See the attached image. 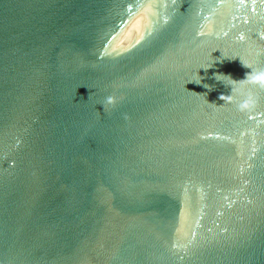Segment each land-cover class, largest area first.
I'll list each match as a JSON object with an SVG mask.
<instances>
[{"label":"water","instance_id":"1","mask_svg":"<svg viewBox=\"0 0 264 264\" xmlns=\"http://www.w3.org/2000/svg\"><path fill=\"white\" fill-rule=\"evenodd\" d=\"M241 61L264 0H0V264H264Z\"/></svg>","mask_w":264,"mask_h":264},{"label":"clouds","instance_id":"2","mask_svg":"<svg viewBox=\"0 0 264 264\" xmlns=\"http://www.w3.org/2000/svg\"><path fill=\"white\" fill-rule=\"evenodd\" d=\"M241 63L243 64L244 67L250 69L249 72H251V76H249V72H247L245 74V78L243 79H240V80H244V79H251V80H254V81H258L260 82L261 84H264V69H251L248 65L244 64L242 61ZM223 77H227L229 80L233 81V82H236L238 80H234L232 79L231 75H225L223 73H216L215 74V78L219 81H223ZM197 83V82H196ZM205 86V85H204ZM232 86V85H231ZM210 86L208 85L206 88H209ZM231 90H234L233 89V86L231 87ZM224 96H221L220 99L223 100ZM209 103V102H208ZM244 105L241 104L240 107H243Z\"/></svg>","mask_w":264,"mask_h":264}]
</instances>
